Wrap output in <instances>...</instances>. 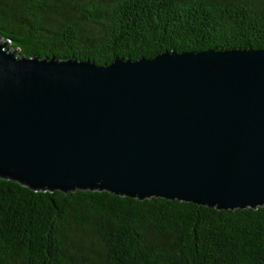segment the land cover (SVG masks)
I'll list each match as a JSON object with an SVG mask.
<instances>
[{
    "label": "water",
    "instance_id": "water-1",
    "mask_svg": "<svg viewBox=\"0 0 264 264\" xmlns=\"http://www.w3.org/2000/svg\"><path fill=\"white\" fill-rule=\"evenodd\" d=\"M0 179L64 196L264 209V50L98 66L0 42Z\"/></svg>",
    "mask_w": 264,
    "mask_h": 264
},
{
    "label": "trees",
    "instance_id": "trees-1",
    "mask_svg": "<svg viewBox=\"0 0 264 264\" xmlns=\"http://www.w3.org/2000/svg\"><path fill=\"white\" fill-rule=\"evenodd\" d=\"M0 38L18 56L98 66L264 50V0H0ZM0 264H264V209L64 196L0 179Z\"/></svg>",
    "mask_w": 264,
    "mask_h": 264
},
{
    "label": "rangeland",
    "instance_id": "rangeland-1",
    "mask_svg": "<svg viewBox=\"0 0 264 264\" xmlns=\"http://www.w3.org/2000/svg\"><path fill=\"white\" fill-rule=\"evenodd\" d=\"M2 40H3V39H1V38H0V42H2V43H3V41H2ZM13 51H14V50H13ZM17 53H18V51H16V54H17Z\"/></svg>",
    "mask_w": 264,
    "mask_h": 264
}]
</instances>
